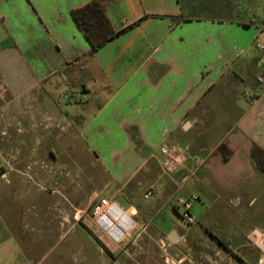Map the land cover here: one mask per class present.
<instances>
[{
    "label": "crops",
    "instance_id": "obj_1",
    "mask_svg": "<svg viewBox=\"0 0 264 264\" xmlns=\"http://www.w3.org/2000/svg\"><path fill=\"white\" fill-rule=\"evenodd\" d=\"M237 1L228 19L220 3L112 0L107 17L123 32L92 52L70 17L90 0H0V99L15 113L26 101L47 133L72 134L117 191L139 178L147 187L160 148L188 144L172 176H193L194 223H152L172 264H264V174L249 156L252 145L264 151V20L241 18Z\"/></svg>",
    "mask_w": 264,
    "mask_h": 264
},
{
    "label": "rangeland",
    "instance_id": "obj_2",
    "mask_svg": "<svg viewBox=\"0 0 264 264\" xmlns=\"http://www.w3.org/2000/svg\"><path fill=\"white\" fill-rule=\"evenodd\" d=\"M236 1L196 0L200 5L220 3L223 11L218 16L228 19L236 16ZM237 2L241 18L264 20V0ZM201 9L200 16H216L212 9ZM19 109L20 115L5 97L0 99V264H172L174 251L152 223L162 229L181 224L177 201L187 198L192 174L173 177L179 169L168 174L150 161L147 187L156 189L153 197L142 199L147 187L140 178L117 191L84 144L60 127L47 133L48 121L29 117L26 101ZM196 141L202 144L204 136L199 134ZM219 150L210 156H218ZM192 151L200 159L207 157L205 151ZM182 179L186 181L180 183ZM101 199L116 205L131 222L118 243L110 241L92 218V208ZM256 200L263 210L264 196Z\"/></svg>",
    "mask_w": 264,
    "mask_h": 264
},
{
    "label": "built area",
    "instance_id": "obj_3",
    "mask_svg": "<svg viewBox=\"0 0 264 264\" xmlns=\"http://www.w3.org/2000/svg\"><path fill=\"white\" fill-rule=\"evenodd\" d=\"M257 49L264 51V45L257 46ZM159 152V165L162 171L168 174L180 169L188 159L187 147H162ZM185 181L186 179H182L180 183H184ZM153 195L154 187L149 186L144 190L142 199L148 201ZM197 199V196L190 195L178 203V208H180L179 218L187 225L194 223L191 210ZM123 215V212L116 205L110 204L106 199L99 200L92 208V218L97 228L105 233L110 241L114 243L120 242L125 236L126 231L131 228V222ZM261 237L264 242V233L261 234ZM261 251L264 254V245Z\"/></svg>",
    "mask_w": 264,
    "mask_h": 264
},
{
    "label": "trees",
    "instance_id": "obj_4",
    "mask_svg": "<svg viewBox=\"0 0 264 264\" xmlns=\"http://www.w3.org/2000/svg\"><path fill=\"white\" fill-rule=\"evenodd\" d=\"M111 1L90 0L85 6L70 12L71 19L81 31L92 52L115 39L123 32H116L107 17L106 11ZM184 17V14H181L177 18H171V21L176 22ZM249 156L254 162L256 169L264 174V151L252 145Z\"/></svg>",
    "mask_w": 264,
    "mask_h": 264
},
{
    "label": "water",
    "instance_id": "obj_5",
    "mask_svg": "<svg viewBox=\"0 0 264 264\" xmlns=\"http://www.w3.org/2000/svg\"><path fill=\"white\" fill-rule=\"evenodd\" d=\"M176 237H177L176 234L174 232H171L169 236V241L173 243Z\"/></svg>",
    "mask_w": 264,
    "mask_h": 264
}]
</instances>
